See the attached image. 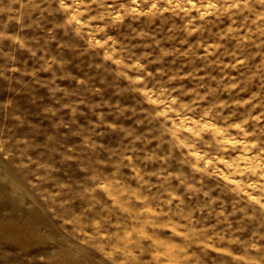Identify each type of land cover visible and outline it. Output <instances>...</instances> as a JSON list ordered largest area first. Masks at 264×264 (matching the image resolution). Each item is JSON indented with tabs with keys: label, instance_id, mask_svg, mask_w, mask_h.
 I'll return each instance as SVG.
<instances>
[{
	"label": "clouds",
	"instance_id": "clouds-1",
	"mask_svg": "<svg viewBox=\"0 0 264 264\" xmlns=\"http://www.w3.org/2000/svg\"><path fill=\"white\" fill-rule=\"evenodd\" d=\"M0 96L4 258L264 264V0H0Z\"/></svg>",
	"mask_w": 264,
	"mask_h": 264
},
{
	"label": "rangeland",
	"instance_id": "rangeland-1",
	"mask_svg": "<svg viewBox=\"0 0 264 264\" xmlns=\"http://www.w3.org/2000/svg\"><path fill=\"white\" fill-rule=\"evenodd\" d=\"M41 91L46 92V90ZM19 99L24 107L37 110L36 106L29 105L27 97ZM126 102L131 100L128 99ZM13 192L14 189L9 182H0V250L17 253L25 249L27 254L44 251L43 240L39 236L37 225L45 221L37 215V210H30L22 205ZM0 264H20V257L13 255L4 258L0 253Z\"/></svg>",
	"mask_w": 264,
	"mask_h": 264
}]
</instances>
